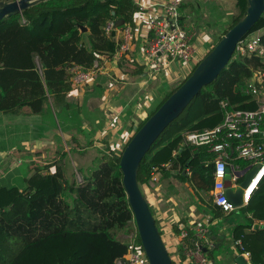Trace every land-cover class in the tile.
<instances>
[{
	"label": "trees",
	"instance_id": "1",
	"mask_svg": "<svg viewBox=\"0 0 264 264\" xmlns=\"http://www.w3.org/2000/svg\"><path fill=\"white\" fill-rule=\"evenodd\" d=\"M248 5V0H236L232 23L216 44L241 20ZM138 12L133 0H47L0 21V114L28 113L41 120L45 128L43 137H49L50 128L60 131L67 143L74 144L70 152L84 154L89 144L84 141L82 107L68 100L73 90L71 68L90 70L96 61L101 65L113 61L121 40L116 39V32L107 33L108 23L124 21L118 28L121 30L125 25L135 27ZM180 23L184 24V19ZM83 28L86 31L83 32ZM263 30L264 14L248 33L260 31L264 46ZM258 70H264V55L234 53L217 80L202 89L147 153L138 174L142 191L152 185L157 172L164 178L186 182L188 175L184 176L183 172L189 161L192 180L206 183L212 179L213 168L208 171L204 164L213 156L205 147L194 148L184 142L176 147L174 157L155 159L150 158V153L171 128L187 117L195 104L202 118L217 119L197 132L222 122L220 103L224 100L236 109L255 110L256 101L246 95L245 90ZM177 89L151 111L136 132ZM97 151L100 155L90 166L79 169L82 184L67 179L64 165L70 152L64 150L54 162L57 165L54 173L44 174L45 169L49 172L47 167L37 169L31 178L20 179L18 183L0 182V264H116L127 253L128 242L125 241L134 215L120 168L124 150L118 154L111 150ZM170 160L179 163L178 172L162 168ZM235 163L242 169L249 166L244 160ZM242 181L238 179V183ZM213 185L214 181L205 189L209 192ZM263 185L264 179L250 202L259 195ZM211 210L215 216L224 213L217 206H212ZM241 211L244 223L236 225L235 241L242 242L254 264H264V226L254 229L250 215L257 210L241 208ZM261 219L264 220V215ZM214 252L213 248L207 250L210 257Z\"/></svg>",
	"mask_w": 264,
	"mask_h": 264
},
{
	"label": "crops",
	"instance_id": "2",
	"mask_svg": "<svg viewBox=\"0 0 264 264\" xmlns=\"http://www.w3.org/2000/svg\"><path fill=\"white\" fill-rule=\"evenodd\" d=\"M235 3L236 0H183L181 12H184L182 14L184 19L185 16H188L189 19L194 17L196 10L200 15V25L195 24L196 26L193 28L195 40L193 42L202 49V52H206L208 48L211 50L216 44V40L229 29L236 13ZM184 5H186V8L182 9ZM135 28H137L136 25ZM137 33L139 38L134 41V44H136H133L131 52L123 54L113 61H107L105 72L93 84L82 89H73L68 95L69 101L77 102L82 107L84 141L86 143L93 142L95 148L104 152H110L111 150L118 154L119 148H121L119 147L121 140L124 134L128 132L125 127L133 123V120L140 115V109L142 107L148 109L151 104L149 100L156 99L159 93L167 94L170 92L171 85L183 78L186 71L193 70L192 67L182 68L175 64L167 79L159 80L154 85H143L141 83L144 80L142 61L145 55V48H137V42L142 40L146 43L147 32L144 29ZM79 90L83 93H80ZM74 97L76 98L75 100ZM23 115H28L29 119H33V116L28 113ZM23 115L16 117H22ZM139 118L142 119V115ZM51 130L53 129L50 128L47 131L48 136L54 131ZM41 131H45V128ZM24 138L26 137H23L22 140L25 142L22 143L25 145L24 150L27 152L31 151L39 154L43 149H51L47 145L49 142L46 140L31 138L27 142ZM54 145L57 146L56 143L52 144V146ZM7 146L12 147L11 144ZM7 146L4 149H7ZM116 147L118 148L116 149ZM73 148L72 146L69 151H65L69 153ZM75 153L78 157L77 160L72 159L69 153L74 163L83 160L79 159V157L84 154ZM172 156L174 157V155ZM31 157L32 155L30 154L29 158ZM54 164L48 169L51 173L56 171L57 165ZM165 164L169 165L166 168H170L173 171L178 172L180 169L177 162L171 161ZM24 168L27 170L23 169L21 174L20 170L17 169L18 173H14L17 170H13L7 177L0 179V182L7 185L16 181L18 183L20 179L27 180L36 173L35 169L31 170L32 166H24ZM44 174L47 173L44 171ZM187 175V181L181 182L174 178H164L160 172H157L154 176L157 177L158 181L152 183L151 186L144 187L142 191L152 209L164 242L167 246L172 247L177 243L181 228L189 227L193 224H207L213 243L212 248L215 251L211 257L209 256L212 263L238 264L237 260L240 254L233 231L237 224L244 223L242 213L234 212L230 215L221 213V215L215 216L213 211L210 210L212 208L207 206L208 191L202 186L201 180H192L190 171H188ZM226 185L228 188L236 190L240 183H234L229 178ZM261 199H264V185L262 194L256 195V198L253 202H250L249 206L243 207L246 210H257L255 214L250 215L254 220V229L264 226V220L261 219L264 214L259 207ZM173 250L178 261L184 258L180 248H174Z\"/></svg>",
	"mask_w": 264,
	"mask_h": 264
},
{
	"label": "built area",
	"instance_id": "3",
	"mask_svg": "<svg viewBox=\"0 0 264 264\" xmlns=\"http://www.w3.org/2000/svg\"><path fill=\"white\" fill-rule=\"evenodd\" d=\"M133 2L139 8L136 15L137 28L125 25L121 30L116 28L115 22H109L107 25V33L116 32V39L121 40L114 59L131 52L134 41L139 38L137 32L146 29V47L142 61L144 80L141 83L143 85H154L159 80L167 79L175 64L182 68L192 67L194 70L207 54L205 55V52L196 46L189 31L184 24L180 23V18L183 17L181 12L183 0H133ZM236 53L241 56L253 54L263 56L261 32L252 33L244 38L238 44ZM105 64L101 65L96 61L90 70H83L77 66L71 68L73 89H82L93 84L105 72ZM245 94L256 101L255 110L236 109L228 100H224L220 103L224 115L222 122L214 128L192 132L185 139L187 146L205 147L208 153L212 154L213 158L204 164L205 168L210 166L213 168L214 185L208 192V199L213 206L219 207L227 215L240 209L226 195L227 171H231L230 180L236 183L238 179H241L238 174L244 170L235 163L237 160L248 162V167L251 168L259 166L251 184L244 191V207L249 204L260 182L264 179V70H258L254 74ZM125 148L121 147L120 152ZM167 166L169 165L163 164L162 168L169 170ZM157 181V177L153 176L152 183ZM209 233L207 224H193L181 228L177 243L172 247L166 245L173 262L175 264L180 262L181 264H213L205 251L213 247ZM126 239L128 240L127 253L117 260L116 264H151L141 243L135 221ZM236 245L240 256L248 264H254L252 255L244 251L242 242L236 241ZM174 248L182 250L184 260L178 261Z\"/></svg>",
	"mask_w": 264,
	"mask_h": 264
},
{
	"label": "water",
	"instance_id": "4",
	"mask_svg": "<svg viewBox=\"0 0 264 264\" xmlns=\"http://www.w3.org/2000/svg\"><path fill=\"white\" fill-rule=\"evenodd\" d=\"M47 0H0V21L24 11ZM248 9L241 20L230 29L215 45L211 52L198 64L192 75L166 100L133 136L123 151L120 168L123 174V185L134 215L141 243L151 264H174L167 249L151 207L138 182L141 163L153 144L161 134L178 119L190 103L200 94L203 88L217 80L221 72L228 66L238 44L248 35L264 14V0H248ZM181 20L184 17L180 18ZM125 24L117 21L116 28ZM82 31H86L83 28ZM190 161L183 175L188 174ZM259 166L247 167L238 174L243 181L234 190L228 188V199L238 208L244 207V191L249 187ZM231 179V171H227V180ZM207 251V250H205ZM238 264H248L240 256Z\"/></svg>",
	"mask_w": 264,
	"mask_h": 264
},
{
	"label": "rangeland",
	"instance_id": "5",
	"mask_svg": "<svg viewBox=\"0 0 264 264\" xmlns=\"http://www.w3.org/2000/svg\"><path fill=\"white\" fill-rule=\"evenodd\" d=\"M183 8H186V5H184L182 9ZM182 14H184V12H182ZM199 17L200 15L198 14V11L196 10V14L194 17L189 19L188 16H185V19H184V26L186 30L189 31L193 41H195L193 28L197 24L200 25ZM262 33H264V30L262 31ZM139 47L145 48L146 43L140 40L139 42H137V48ZM206 50L207 51L205 53L207 54V52H209L210 49L208 48ZM192 71L193 70L186 71L183 78L176 81L174 85H171V92H173L174 89L180 87L182 82L189 77ZM79 92L81 93L82 91L79 90ZM162 93H159L156 99L152 101L149 100L151 104L148 109H145V107H142V109H140V115H142V119L139 118L140 116L139 115L135 120H133V123H130V125L125 127L126 131L128 132L124 134V137L122 138L121 140L122 142L120 143L119 147L127 146L125 144H128L130 138L136 132L140 123L143 120H145L147 116H149L151 111L154 110L155 107L164 99L163 97L170 94V93H167V94H162ZM75 99L76 98L74 97V100ZM26 112H29V110L27 109ZM145 113H146V116H145ZM216 120L217 119L215 118H212V119L202 118L201 112L198 108V104H195L191 108L187 117L183 119L179 125L174 126L164 135L160 143L151 151L150 158L160 159V158H165L167 156L170 157L171 155L176 156V153H177L176 147L179 144H182L185 142L186 136L188 134L192 132H197L198 130L202 128L211 126L212 124H214V122H216ZM42 129L43 127L41 125V120L38 118L33 117V119H29L28 115H23L22 117H16V116H4L0 114V179L7 177L13 170H17V169L20 170V174H21V172H23V169L27 170L26 168H24V166H32L31 170H34V169L37 170L38 168L44 169L47 167L50 168L56 160H59L60 154L63 150L69 151V149L72 148V146L74 145L73 143H69V142L67 143L63 134L60 131L56 132V130H54L48 138H45L42 136V133H43V131H41ZM23 137H26L24 139H26L27 142L31 138L37 139V140L41 139L43 141L46 140L49 142L47 143V145H49L51 149L49 148L43 149L42 151L39 152V154L36 152H31V151L27 152L24 150L25 145H23V143L25 141L22 140ZM8 143L12 145L11 148L7 146L9 145ZM55 143L57 144V146L56 145L52 146V144H55ZM88 144L89 145L87 146L89 147L84 152V155H81V157H79V159H83V160H79V162L74 163V161L71 160V158L74 160H77L78 157L75 152H70L71 158L68 155V159L65 161L64 166L66 170L67 179H69L70 181H75L77 184L83 183V177L81 174H79L80 173L79 169L82 167L84 169L88 168L90 164L92 163V161L94 160V158L100 155L97 151V148L94 147L95 144L93 142L88 143ZM6 146H7V149L6 148L4 149V147ZM117 148L118 147H116V149ZM119 150H121V148H119ZM30 154L32 155L31 158H29ZM170 162L171 161H169V163ZM45 172L51 173L50 170L49 172L47 171ZM141 190H142V186H141ZM259 190H260L259 194H262L263 186ZM207 201H208L207 202L208 208H212L213 205L211 201L208 198H207ZM259 207L262 210L261 212H263L264 214V199L260 200ZM236 213H242L241 208L236 210ZM125 242L127 243L128 240H126Z\"/></svg>",
	"mask_w": 264,
	"mask_h": 264
},
{
	"label": "flooded vegetation",
	"instance_id": "6",
	"mask_svg": "<svg viewBox=\"0 0 264 264\" xmlns=\"http://www.w3.org/2000/svg\"><path fill=\"white\" fill-rule=\"evenodd\" d=\"M212 169V166H210L209 168H207V170L208 171H210ZM212 179H214L213 178V175H212ZM210 180V179H208V181L206 182V183H202V186L204 187V188H208V187H210L211 186V184L213 183V181L214 180Z\"/></svg>",
	"mask_w": 264,
	"mask_h": 264
},
{
	"label": "bare ground",
	"instance_id": "7",
	"mask_svg": "<svg viewBox=\"0 0 264 264\" xmlns=\"http://www.w3.org/2000/svg\"><path fill=\"white\" fill-rule=\"evenodd\" d=\"M253 185H254V183H253L252 186L250 187V190H251V188L253 187Z\"/></svg>",
	"mask_w": 264,
	"mask_h": 264
}]
</instances>
